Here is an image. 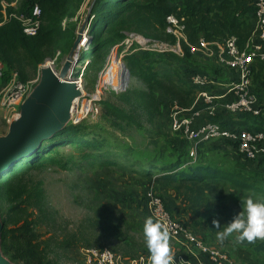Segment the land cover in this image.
Instances as JSON below:
<instances>
[{"label": "trees", "instance_id": "16d2710c", "mask_svg": "<svg viewBox=\"0 0 264 264\" xmlns=\"http://www.w3.org/2000/svg\"><path fill=\"white\" fill-rule=\"evenodd\" d=\"M31 1L33 6L37 5L40 9V24L34 36H26L18 20V17L26 10L25 0H21L20 3L18 0H0V63L8 71L13 72L22 84L27 83L34 76L38 66L44 60L52 57L53 46L57 39L63 37L68 40V46L73 44L74 30L71 29L65 35L61 24L64 19L68 20L77 14L84 0ZM255 2L256 0H95L90 13L92 17L89 18V26L87 25L89 29L86 44L89 46L86 53L91 51L92 55V69H97L109 49L123 41L129 34L143 37L151 42L174 45L175 38L166 32V18L169 16L180 21L187 42V44L180 43L182 58L173 54L150 52L138 53V57L127 56L124 60L126 67L132 77L142 82L145 91L131 90L119 95L118 101L129 109L128 112L115 105L103 103L107 111L106 115L123 120L126 124L134 125L135 129L140 130L141 126H137L138 123L133 119L132 112L141 103L147 122L156 119L159 115V102H157L159 95H156L155 90L169 98L168 101H175L180 107H190L196 91L188 86L186 77L189 74L200 73L215 80L214 76L220 69L218 66H213V69L209 70L205 66L195 64V56L189 54L187 45L194 46L203 40L214 52V57L207 59L217 64L218 45L224 47L227 40L234 39L236 46L242 47L249 39L254 28ZM31 10L32 7L30 14L26 17L31 16ZM173 63L184 70L181 68L176 70L172 67ZM159 65H169L176 75L168 72L173 77L170 78V75L164 76L165 71L160 74L156 69ZM178 71L184 72L178 75ZM230 71L232 78L228 82L232 80L237 82L236 72ZM249 79L250 87L262 112L257 117L248 114L237 117L243 116L242 118L246 120L252 117L255 125H248L249 128L253 127L252 130L264 135L263 62L256 61L251 66ZM209 122L220 124L222 127L228 125L227 121L221 120L219 116L210 117ZM233 125L242 128L247 123L238 121L233 122ZM91 135L95 133L85 134L84 128L79 125L66 126L44 140L32 156L13 165L0 178V202L6 205L3 211L0 208L2 223L0 253L11 264H52L48 254L49 250L52 252V247L67 249L79 245L78 240L81 239L73 233L65 234L60 242L55 234L46 240H41L42 235L33 233V226L44 224L49 214L41 203V182L32 183L27 177H29L28 173L37 166H52L58 163L60 152L54 149L71 144L78 149L87 150V154L83 157L87 161H98V163L104 161L105 165L113 164L109 160L121 152L107 155L103 152L92 153L98 150V143L90 138ZM221 144L235 147L225 141L219 144L203 142L197 145L196 158L188 157V148L185 146L180 150L173 149L169 157L159 158L147 151L136 150L131 152L129 159L127 158L129 161H134L137 166L139 165L135 173L143 178L158 176L160 178L158 182L163 187L181 193L180 196L183 197L186 208L191 214L188 224L185 225L207 248H214L210 244L215 238L216 231L240 212L239 207L243 197L264 196V175L257 173L248 175L242 171L233 170L232 167H226V158L218 153L220 149L218 146ZM52 153L55 154V158L45 157ZM256 162L264 166V154L248 164ZM59 167L64 168L65 164H59ZM153 195L163 202L165 210L173 218L163 198ZM35 214L38 215V220L33 218ZM213 220L217 221L219 228L213 226ZM208 238L209 240L206 241ZM234 243L238 249L249 250L256 256H261L264 262L262 256L264 240L237 244L234 239ZM84 245L90 247L91 243L88 240ZM84 245L82 244L83 247ZM216 250L231 260L230 255L224 250ZM176 251L185 257L186 251L179 244ZM199 258L204 264H213L209 262L206 255L199 254Z\"/></svg>", "mask_w": 264, "mask_h": 264}, {"label": "rangeland", "instance_id": "374dc122", "mask_svg": "<svg viewBox=\"0 0 264 264\" xmlns=\"http://www.w3.org/2000/svg\"><path fill=\"white\" fill-rule=\"evenodd\" d=\"M20 2L21 0H18V3ZM91 2L92 0H84L77 14L68 20L64 19L61 24L65 35L71 29L74 30L73 43L80 31H82V38L87 39L89 27L86 26L85 21ZM25 5L26 10L21 15L22 18L30 14L33 2L31 0H25ZM91 17L89 15V18ZM83 25L84 28H82ZM87 25L89 26L88 23ZM123 41L116 45L121 44ZM72 45L68 46V40L63 39V37L56 40L53 46L54 51L52 57L44 60L38 66L34 76L28 81L32 84L29 85L28 91L24 94V102H26L27 98L39 84L41 66L45 63H50V69L54 73H59ZM128 46L123 45L120 49L118 48V53H120L119 50L125 51ZM88 48L89 46L85 44L84 47H80L77 50L75 56L78 59L80 56V59H77L76 64L72 65L69 71L73 74L74 72H78L76 78H79L80 74L82 75L80 76L83 82L81 87H83L82 92L85 97L81 98L78 102L79 112L76 113V110H74L70 119L64 124V127L79 125L84 128L85 134L94 132L95 135L90 136V138H93L98 143V150L92 151L94 154L101 152L106 155L121 153L118 154L119 156H112L109 160L113 164L108 163L105 165L103 164L104 161H99L98 163V161H87L84 159L83 157L87 154V150L84 148L78 149L72 144L66 145L54 149L60 152L59 161L57 160L58 163L52 166H37L28 173V181L31 179L32 183L41 182V203L48 210L49 214L45 222L43 221L44 224H35L33 226V233L42 235L41 240H46L52 234H55L58 237V242H60V240H63L62 238L65 234L72 233L81 239L78 240V246L67 249H54L55 247H52V252L47 250L52 264H97L93 254L96 251H104L112 254L115 252L122 258L126 256L127 258H125L128 262L132 261L136 256H150L142 231L145 218L150 217L146 204L147 196L150 193L161 196L174 219L168 213L170 218L180 224L185 232H188L189 235L194 237L186 226L191 218V214L186 208L183 197L180 196L181 193L163 187L158 182L160 181L158 176L143 178L135 173L139 165L137 166L134 161L128 160L131 152L136 150L147 151L159 158H163L164 156L169 157L170 153H173V149L179 148L177 150H180L184 146L188 148V157L196 158L197 148L193 150V144L186 142L183 137L176 136L170 131L166 107H168L171 101H168L169 98L162 96L155 90L156 95H159L157 101L159 102V115L151 122H147L146 114L142 111L143 105L139 103L138 108L132 112V116L135 122L138 123L137 126H141L140 130L135 129L134 125L126 124L123 120L106 115L107 111L104 109L103 103L115 105L126 112L129 111L127 107L123 106L122 102L118 101V97L121 94L106 93L103 96L102 102L99 103V106L93 104L98 109L97 114L94 116L84 115L85 111L80 112L81 104L83 101H87V95L93 91L97 75L109 53L108 51L103 62L97 69H92L91 51L86 53ZM133 55L136 57L139 56L138 53H134ZM194 63L205 66L209 70L213 69V66H217L202 54L195 55ZM172 67L176 70L177 68H181L176 63H173ZM156 69L160 74L163 71L165 73L171 72V75L173 73L169 65H159ZM183 72L178 71V75L183 74ZM173 75L176 74L173 73ZM170 78L173 77L171 76ZM17 81L18 79L14 73L8 71L0 63V97L8 90H12L19 82ZM141 83L139 79L132 77L128 91H145V87ZM20 112L21 109L17 111L0 109V140L8 139L12 134L13 127L20 119ZM239 120L246 121L249 126L255 125V120L252 117L247 120L245 118H239ZM210 144H219V142H211ZM218 147L220 148L218 153L227 160L225 162L226 167H232L233 170L238 172L242 171L248 175L252 173L264 175V166L258 162L248 164L249 162H246L237 152L236 147L225 144H221ZM47 156L49 158L56 157L53 153L45 155V157ZM59 164H65V167H59ZM247 198L264 202V196L243 197L240 202V212L243 211V202ZM0 208L3 211L6 205L0 202ZM33 218L35 220L39 219L36 214L35 216L33 215ZM223 228H219L217 231ZM195 235L199 238L197 234ZM174 239L175 241L177 240L176 238ZM234 239L235 234L233 233L224 240L223 244H220L216 241L215 233V238L211 241L210 245L221 251L224 250L230 255L229 257L234 264H264L261 256H256L249 250L238 249L234 243ZM88 240L91 246L85 247L84 244ZM208 240L209 238L206 239V241ZM168 246L170 255L173 257L172 264L190 263L189 261H182L181 258H177L182 255L176 251L177 245L169 237ZM187 250L185 257H183L185 259H191V251L189 249ZM262 256L264 258V255ZM105 260L109 262L108 258L104 257L102 259L101 255L98 257L100 264ZM144 262L137 260L132 261L131 264H144Z\"/></svg>", "mask_w": 264, "mask_h": 264}, {"label": "built area", "instance_id": "2783aa9c", "mask_svg": "<svg viewBox=\"0 0 264 264\" xmlns=\"http://www.w3.org/2000/svg\"><path fill=\"white\" fill-rule=\"evenodd\" d=\"M40 14V9L35 5L32 7L30 17H18L23 33L26 36H34L37 33L40 24ZM166 22V32L175 38L174 45L151 42L143 37L129 34L121 44L110 48L108 56L97 75L93 91L87 95V101H83L81 104V113L85 111L84 115L94 116L97 114L98 109L93 104L99 106L106 93L119 95L128 91L132 74L125 65L124 59L127 56L134 53L150 52L155 54H173L178 58L183 57L180 43L187 44L183 35V26L173 16L167 17ZM82 44L84 46L87 44L86 38L83 39ZM123 45L129 46L125 51L119 50L120 53H118L117 49H120ZM187 48L189 54L192 56L202 54L206 58L214 57L213 50L203 40H200L194 46L187 45ZM217 49V65L223 69L235 71L238 81L231 82L226 86L223 94L212 95L208 93V88L214 85V83L208 76L189 74L186 77V83L196 91V95L190 107L183 108L176 103H171L166 107L170 131L176 136L183 137L186 142L193 144V150L197 148L198 144L203 142L221 143L225 141L235 145L237 152L244 160L248 162L255 161L264 154V135L254 130L239 128V126L233 125V122L237 121L234 118L232 119V117L243 114L257 117L262 112L260 104L250 87L249 74L251 66L256 61L264 63V0H256L255 2L254 28L243 46L237 47L235 40L229 39L226 41L224 47L218 45ZM75 59H78V57L75 56ZM77 73L74 72L73 74L69 72L66 81L76 86L77 91L80 92V96L78 97L80 100L85 95L82 92L83 87H81L83 82L80 76L82 75L80 74L79 78H76ZM30 84L32 83L27 82L22 84L18 82L12 90L5 92L0 97V109L9 111L21 109L24 103V94L28 91L27 89ZM78 102L75 109L76 113L79 112ZM203 114H205V117L222 115L228 125L222 127L220 124L209 121L198 124L197 120ZM146 204L150 217L154 222L161 223L162 229L167 231L168 237L177 245L182 246L185 251L187 249L191 251V259H185L183 256L177 258H181L182 261H189L190 263L187 264H204L199 258V254H203L213 264H233L223 253L214 248H207L201 241L185 232L180 224L170 218L164 208L163 202L158 197L150 193L147 196ZM174 238L177 240L175 241ZM96 252H93V254L97 264H100L98 261L100 255L102 259L104 257L109 259V262L105 260L102 264H131L132 261L137 260L141 262L145 261L144 264H151L150 256L147 255L137 256L128 262V260L122 258L119 254L115 255L104 251Z\"/></svg>", "mask_w": 264, "mask_h": 264}, {"label": "water", "instance_id": "95a60500", "mask_svg": "<svg viewBox=\"0 0 264 264\" xmlns=\"http://www.w3.org/2000/svg\"><path fill=\"white\" fill-rule=\"evenodd\" d=\"M92 0L85 21H89ZM84 28V25L82 26ZM80 31L66 61L59 73L52 70H41L40 81L34 91L23 103L20 119L6 140H0V178L16 163L32 156L43 140H47L64 128L67 121L68 107L72 99L79 97L80 92L72 83L65 84L66 77L76 64L75 54L83 42ZM2 223L0 220V235ZM0 264H11L0 253Z\"/></svg>", "mask_w": 264, "mask_h": 264}, {"label": "clouds", "instance_id": "9594fccd", "mask_svg": "<svg viewBox=\"0 0 264 264\" xmlns=\"http://www.w3.org/2000/svg\"><path fill=\"white\" fill-rule=\"evenodd\" d=\"M215 228H219L217 221H212ZM145 245L150 253L151 264H172L168 246V233L162 229L159 222L147 217L143 223ZM235 233V242L252 243L264 240V202L247 198L243 202V211L236 213L222 230L216 232V241L223 244L224 240Z\"/></svg>", "mask_w": 264, "mask_h": 264}, {"label": "crops", "instance_id": "0c3cea01", "mask_svg": "<svg viewBox=\"0 0 264 264\" xmlns=\"http://www.w3.org/2000/svg\"><path fill=\"white\" fill-rule=\"evenodd\" d=\"M217 65V64H216ZM218 68L220 69V71L214 76L215 80H212V82L214 83V85L210 86L208 88V93L210 94H214V95H221L225 92L226 90V86H228L231 82H233V80L231 82H228L231 78H232V72L229 70H225L223 69L221 66L217 65ZM200 74V73H197ZM170 74L165 73L164 76L169 77ZM236 75V73H235ZM211 76V75H210ZM171 103H176L175 101L171 102ZM170 103V104H171ZM177 104V103H176ZM178 105V104H177ZM179 106V105H178ZM219 116L221 118V120H224V116L222 115H216ZM243 116H241L240 118H242ZM210 117H205V114H203V116L200 117V119L197 120L198 124H202L206 121H209ZM234 118V120H236L237 122L240 121L237 116H233L232 119ZM240 122H245V121H240ZM256 128V126H254ZM245 129H248L249 126L248 125H244ZM253 127L249 128V130H252Z\"/></svg>", "mask_w": 264, "mask_h": 264}, {"label": "bare ground", "instance_id": "6f19581e", "mask_svg": "<svg viewBox=\"0 0 264 264\" xmlns=\"http://www.w3.org/2000/svg\"><path fill=\"white\" fill-rule=\"evenodd\" d=\"M81 47L84 46L83 44L80 45ZM50 63H45L43 66H41V70H51ZM65 84H69V82L65 81ZM79 101L78 97L72 99V101L69 104L68 112H67V121L70 119L71 114L74 112V110L77 107V102Z\"/></svg>", "mask_w": 264, "mask_h": 264}]
</instances>
